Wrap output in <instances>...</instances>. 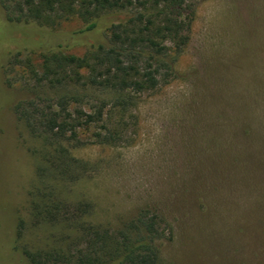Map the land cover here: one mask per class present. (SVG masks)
<instances>
[{
  "label": "rangeland",
  "instance_id": "obj_1",
  "mask_svg": "<svg viewBox=\"0 0 264 264\" xmlns=\"http://www.w3.org/2000/svg\"><path fill=\"white\" fill-rule=\"evenodd\" d=\"M196 1L190 41L180 53L168 43L171 70L162 68L156 88L134 94L128 110L115 106L112 92L69 89L84 95L71 110L105 102V124L120 136L79 147L64 141L88 168L62 189L71 200L92 201L88 219L113 230L143 209L159 214L166 221L159 264H264V0ZM2 14L0 5V40L18 29ZM22 25L24 35L0 56V264H27L10 249L16 239L32 250L54 244L57 228L31 222L41 144L14 107L40 91L53 96L33 69L54 39L82 22L53 31Z\"/></svg>",
  "mask_w": 264,
  "mask_h": 264
},
{
  "label": "trees",
  "instance_id": "obj_2",
  "mask_svg": "<svg viewBox=\"0 0 264 264\" xmlns=\"http://www.w3.org/2000/svg\"><path fill=\"white\" fill-rule=\"evenodd\" d=\"M0 5L2 18L18 27L0 40V56L9 40L18 33L24 35L22 24L35 23L53 31L73 18L82 22L78 31L53 38L57 44L41 52L38 68L33 69L38 83L56 89L53 96L45 99L40 91L37 99L14 107L41 144L34 151L37 166L36 184L30 192L31 222L57 228L48 249L21 248L16 239L10 246L15 258L19 251L27 264H159L166 223L159 214L143 209L113 230L88 219L94 209L92 201L65 195L62 183L79 181L88 165L64 141L79 147L91 138L110 142L120 136L105 124V102L90 112L80 106L71 110L72 102L84 99L74 90L112 92L117 96L115 106L122 112L128 110L134 94L156 88L162 68L171 70L168 43L180 53L190 41L197 1L0 0ZM76 44L86 50L82 54L71 51ZM20 54L9 53L15 59ZM24 225L21 219L19 231Z\"/></svg>",
  "mask_w": 264,
  "mask_h": 264
}]
</instances>
